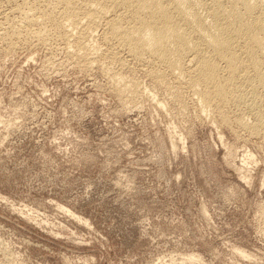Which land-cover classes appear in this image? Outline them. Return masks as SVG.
Listing matches in <instances>:
<instances>
[{
	"label": "rangeland",
	"instance_id": "rangeland-1",
	"mask_svg": "<svg viewBox=\"0 0 264 264\" xmlns=\"http://www.w3.org/2000/svg\"><path fill=\"white\" fill-rule=\"evenodd\" d=\"M21 1L0 0V264H264L255 119L223 121L104 22L84 52L35 0L47 34L27 38Z\"/></svg>",
	"mask_w": 264,
	"mask_h": 264
},
{
	"label": "bare ground",
	"instance_id": "bare-ground-1",
	"mask_svg": "<svg viewBox=\"0 0 264 264\" xmlns=\"http://www.w3.org/2000/svg\"><path fill=\"white\" fill-rule=\"evenodd\" d=\"M22 1V4L29 8L28 12L25 9L27 13L23 10L25 27L20 24L26 28L24 32L27 38L33 36L32 38L43 39L47 31L42 24V17L45 15H40L41 11L33 7L35 0ZM42 2L44 5L40 6L49 8L51 12L49 15L57 21L55 27L68 26L69 30L78 34L75 37L79 36L80 39L77 40H82L80 46L83 50L85 46L89 48L87 41L92 40L97 35L96 32L99 33L98 28L104 22L105 26L102 25L105 31L102 36L107 42H114L118 48L124 49L123 52L126 51L127 55L141 63L157 62L164 65L169 72L178 77V80L184 79L183 81L193 91L192 95L197 96L204 107L216 109L223 121L229 120L226 117V106H235L236 109L244 110V117L249 114V117L255 119L253 125L241 121L251 134L259 135L264 132V0H42ZM42 11L45 13L48 10ZM17 23L14 30L17 33H24L17 26L19 22ZM61 29L58 31H65ZM8 34L9 32L7 36ZM116 59L112 58V61H117ZM120 65L122 64L119 61ZM154 75L158 81L165 79V76H161L163 73L159 75L156 72Z\"/></svg>",
	"mask_w": 264,
	"mask_h": 264
}]
</instances>
